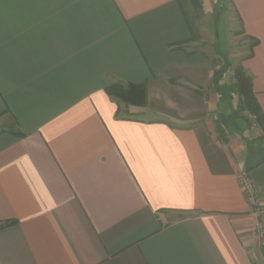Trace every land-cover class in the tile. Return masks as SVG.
<instances>
[{
	"label": "crops",
	"instance_id": "obj_1",
	"mask_svg": "<svg viewBox=\"0 0 264 264\" xmlns=\"http://www.w3.org/2000/svg\"><path fill=\"white\" fill-rule=\"evenodd\" d=\"M227 6L264 112V0ZM191 37L175 0H0V264H264L238 181L264 130Z\"/></svg>",
	"mask_w": 264,
	"mask_h": 264
},
{
	"label": "rangeland",
	"instance_id": "obj_2",
	"mask_svg": "<svg viewBox=\"0 0 264 264\" xmlns=\"http://www.w3.org/2000/svg\"><path fill=\"white\" fill-rule=\"evenodd\" d=\"M227 1L228 0H203L204 8H202V3L200 8L189 5V11L194 17L192 18L194 32L191 45L193 48L195 47L203 50L205 54L216 63L215 70L219 69L220 73L224 72V77L232 81L233 68L242 67V61L248 58L250 54L248 46L250 42L238 37L237 31H235L238 25L236 24L234 15L231 14L227 6ZM234 101H236V103H234ZM224 103L227 106V118L230 122L233 121L232 124L235 125L237 123V118L232 119V117L236 114L240 115L236 106L237 98L228 97L226 100H221V106H223ZM232 105H234V107ZM136 113H132L131 115H138ZM127 115H129V113H127ZM224 120L223 122L225 123ZM232 124H230V126H232Z\"/></svg>",
	"mask_w": 264,
	"mask_h": 264
},
{
	"label": "trees",
	"instance_id": "obj_3",
	"mask_svg": "<svg viewBox=\"0 0 264 264\" xmlns=\"http://www.w3.org/2000/svg\"><path fill=\"white\" fill-rule=\"evenodd\" d=\"M179 6L181 13L183 14L187 24L189 25L190 31L193 38V23L192 18H194L190 11L189 5L195 8L201 7V0H175ZM190 39V40H191ZM189 40V41H190ZM188 42V41H187ZM257 44V40L254 38L250 39L249 49L250 54H252L253 46ZM220 73L219 69L214 71L215 82L216 76ZM233 79L235 81V96L237 98V110L240 116L244 118L248 123H253L261 130H264V112L259 107L257 100L252 88V78L247 75L241 66L233 68ZM105 92L115 99L123 102L125 105H133L138 107H144L147 101V90L146 83H134V82H113L105 88ZM247 113V114H246ZM129 113L128 116H132ZM140 114V113H136ZM251 116V118H250ZM219 135L222 136V130H219ZM16 220H6L0 222V228L11 226L16 224Z\"/></svg>",
	"mask_w": 264,
	"mask_h": 264
},
{
	"label": "built area",
	"instance_id": "obj_4",
	"mask_svg": "<svg viewBox=\"0 0 264 264\" xmlns=\"http://www.w3.org/2000/svg\"><path fill=\"white\" fill-rule=\"evenodd\" d=\"M239 184L244 190L246 199L251 207L253 214L256 216L254 224L258 244L264 247V203L259 185L247 174L242 173L239 176Z\"/></svg>",
	"mask_w": 264,
	"mask_h": 264
},
{
	"label": "water",
	"instance_id": "obj_5",
	"mask_svg": "<svg viewBox=\"0 0 264 264\" xmlns=\"http://www.w3.org/2000/svg\"><path fill=\"white\" fill-rule=\"evenodd\" d=\"M250 177L264 190V163L250 172Z\"/></svg>",
	"mask_w": 264,
	"mask_h": 264
},
{
	"label": "bare ground",
	"instance_id": "obj_6",
	"mask_svg": "<svg viewBox=\"0 0 264 264\" xmlns=\"http://www.w3.org/2000/svg\"><path fill=\"white\" fill-rule=\"evenodd\" d=\"M248 174V173H247ZM249 175V174H248ZM250 176V175H249ZM257 183V182H256ZM258 184V183H257ZM259 185V184H258ZM260 187V186H259Z\"/></svg>",
	"mask_w": 264,
	"mask_h": 264
}]
</instances>
